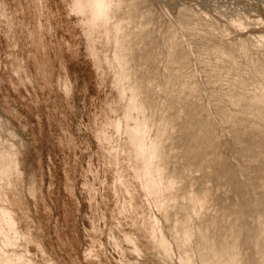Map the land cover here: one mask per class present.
<instances>
[{
	"label": "rangeland",
	"instance_id": "rangeland-1",
	"mask_svg": "<svg viewBox=\"0 0 264 264\" xmlns=\"http://www.w3.org/2000/svg\"><path fill=\"white\" fill-rule=\"evenodd\" d=\"M160 157L176 184L153 199ZM207 247L264 264V0H0V252L210 264Z\"/></svg>",
	"mask_w": 264,
	"mask_h": 264
},
{
	"label": "bare ground",
	"instance_id": "bare-ground-1",
	"mask_svg": "<svg viewBox=\"0 0 264 264\" xmlns=\"http://www.w3.org/2000/svg\"><path fill=\"white\" fill-rule=\"evenodd\" d=\"M118 25L120 27V23H118ZM159 144L160 143L157 138L156 148H158ZM158 155L160 156L159 152H158ZM4 156L5 157L8 156L11 158L15 157V155L12 154L11 151H8L7 153V150L6 151L4 150ZM148 172H149V169L144 167L142 171V175H141V182L147 194L150 195L153 199L155 198L154 196H156L157 194L162 195V192H164V189L166 186H168V184L169 185L172 184L173 181H175V184H176V180L172 177H169L167 179L163 178L164 163H163V160H161V157H160V163L158 165V174H159L160 180L158 181L157 184L150 179ZM121 183L124 186L126 192L129 193L130 191H129V188L127 187L126 182H121ZM188 195L190 197H189V202L187 204L186 209H189L190 211H195L196 209L201 207L205 202L204 196H201V195L197 196L192 193H189ZM12 214H13L12 211L6 210L5 211V221L9 226L15 227L16 223L13 220H11L12 218L11 216H13ZM180 231H181V235L184 237V240H188L189 233H190V226L183 225ZM18 234H19L18 231L14 232L15 237H17ZM158 240H159V244L161 245V247L164 248L169 253V246H168L167 240L165 239V236L164 235L161 236ZM202 251L203 252H200V253L205 257L206 261L210 264H228V263L234 264L236 261L235 259L236 257L232 253L226 251V249L223 247H219V248L207 247V248L202 249ZM0 259L6 262L7 264H37L31 258H28L24 254H21L15 250L5 251V252L1 251ZM181 259L186 264L193 263L190 256L187 255V253H185L183 256L181 255Z\"/></svg>",
	"mask_w": 264,
	"mask_h": 264
}]
</instances>
